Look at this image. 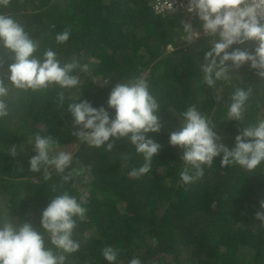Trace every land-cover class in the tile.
Returning a JSON list of instances; mask_svg holds the SVG:
<instances>
[{"label":"trees","instance_id":"obj_1","mask_svg":"<svg viewBox=\"0 0 264 264\" xmlns=\"http://www.w3.org/2000/svg\"><path fill=\"white\" fill-rule=\"evenodd\" d=\"M153 2L10 0L7 7L0 6L37 40V56L51 48L62 63L75 59L81 67L88 65L87 71L74 70L80 79L74 88L53 84L25 91L10 86L9 114L0 119V223L27 220L43 232L40 215L52 197L86 193L88 211L85 219H77L73 234L80 249L64 254L65 264H108L102 250L109 245L119 250L116 264H130L133 258L141 264H264V224L255 218L264 200V163L249 172L238 164L221 167L217 156L213 165H203L201 177L184 184L180 173L189 166L180 159L183 150L168 142L169 133L180 127L181 114L195 106L222 137L220 142L234 147L241 129L264 120V78L245 64L209 87L201 65L215 37L189 42L182 23L189 17L180 10L157 15ZM114 17L124 21L119 32L108 28ZM191 23L193 30L200 28ZM66 29L70 39L57 44V33ZM170 44L173 50H168ZM235 47L253 51L255 42ZM12 58L0 44V79L6 83ZM139 77L148 81L160 104L162 127L147 134L161 149L151 171L136 178L130 173L144 160L134 146L125 138L114 141L112 150L81 141L74 132L82 126L74 125L68 104L81 98L107 108L115 84ZM238 88L251 89V94L242 119L228 121V105ZM217 95L223 99L217 101ZM108 111L114 116V109ZM36 135L50 136L54 152H71L65 174L76 170L80 175L65 183L53 169L50 179L43 168L30 171ZM45 246L51 247L50 242Z\"/></svg>","mask_w":264,"mask_h":264},{"label":"clouds","instance_id":"obj_2","mask_svg":"<svg viewBox=\"0 0 264 264\" xmlns=\"http://www.w3.org/2000/svg\"><path fill=\"white\" fill-rule=\"evenodd\" d=\"M157 1L151 3L155 14L165 16L180 10L189 17L190 21H182L189 42L207 35L215 37L204 55L205 63L201 65L204 81L209 87L215 88L217 81L227 80L231 68H240L245 64L264 78V0H187L186 9L176 8L164 12L155 9ZM9 3L10 0H0L2 7H7ZM193 19H196L195 26L199 24V29L193 30ZM123 26L124 21L114 17L108 28L119 32ZM70 36L68 29L57 33L56 43L64 44ZM249 41L255 42L253 51L235 47ZM0 44L13 53V62L8 65V82L0 79V119L9 114L7 98L10 86L18 90L35 91L53 84L65 89L80 84L79 77L73 74L77 67H81L78 60L62 63L57 52L51 48L37 56V40L30 38L22 24L3 12H0ZM173 49L171 44L168 45V50ZM81 70L87 71L88 65H83ZM250 94L251 89H236L228 105V121L242 119ZM215 99L221 101L223 97L217 95ZM63 102L61 94L60 103ZM108 109H114V116L110 115ZM159 109L160 104L143 77L115 84L109 93L107 108L103 105L94 107L81 98L78 102L68 104L74 125L82 126L74 132L81 141L95 148L112 150L114 141L125 138L134 146L136 153L142 155L144 160L140 167L130 173L136 178L151 171L152 160L161 149V145L147 135L159 132L162 127ZM181 117L179 129L169 133L168 142L183 150L180 159L189 166L180 173L184 184L193 183L201 177L203 165H213L217 156H221V167L238 164L249 172L264 163V120L241 129L235 136L234 147L229 148L220 142L222 137L197 107H189ZM54 143L50 136H35L36 154L29 159V169L38 173L43 168L45 179L51 178L49 169H53L67 183L80 172L71 170L65 174L66 169H70L73 154L54 152ZM15 153L16 147L13 146L12 154ZM86 203V193L77 197L65 191L52 197L40 215L43 232L27 220L0 223V264H65L64 254L75 253L80 249L73 234L77 219H85L88 211ZM255 218L264 224V200L259 202ZM46 240L51 247L45 246ZM118 255L119 250L110 245L102 250V256L108 264H116ZM130 264H141V261L133 258Z\"/></svg>","mask_w":264,"mask_h":264},{"label":"built area","instance_id":"obj_3","mask_svg":"<svg viewBox=\"0 0 264 264\" xmlns=\"http://www.w3.org/2000/svg\"><path fill=\"white\" fill-rule=\"evenodd\" d=\"M186 5L187 0H158L155 9L157 10V12H164L176 8L186 9Z\"/></svg>","mask_w":264,"mask_h":264},{"label":"rangeland","instance_id":"obj_4","mask_svg":"<svg viewBox=\"0 0 264 264\" xmlns=\"http://www.w3.org/2000/svg\"><path fill=\"white\" fill-rule=\"evenodd\" d=\"M175 15H183V12H176ZM197 19V18H196ZM196 19H193L194 20V24H196ZM198 20V19H197Z\"/></svg>","mask_w":264,"mask_h":264}]
</instances>
